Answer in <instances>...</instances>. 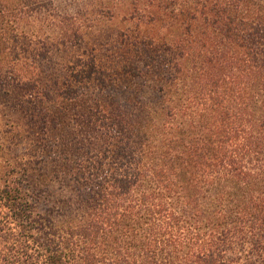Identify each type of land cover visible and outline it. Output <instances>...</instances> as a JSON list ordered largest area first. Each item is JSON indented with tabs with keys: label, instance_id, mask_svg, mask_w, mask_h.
Wrapping results in <instances>:
<instances>
[{
	"label": "trees",
	"instance_id": "trees-1",
	"mask_svg": "<svg viewBox=\"0 0 264 264\" xmlns=\"http://www.w3.org/2000/svg\"><path fill=\"white\" fill-rule=\"evenodd\" d=\"M82 2L0 0V264H264V0Z\"/></svg>",
	"mask_w": 264,
	"mask_h": 264
},
{
	"label": "rangeland",
	"instance_id": "rangeland-1",
	"mask_svg": "<svg viewBox=\"0 0 264 264\" xmlns=\"http://www.w3.org/2000/svg\"><path fill=\"white\" fill-rule=\"evenodd\" d=\"M80 0L79 2H82ZM78 2L77 0H73L71 3L66 0H55V4L58 7L59 10H69L71 12L75 11L74 9H77L78 7ZM70 5V7H68ZM16 116H20L16 114ZM15 114L12 113L11 107H8V104L6 102V99L2 94L0 93V185L3 183L2 180V166L5 165V162L10 159L11 156H15V154H21L24 151L25 148V140L21 141L18 147H11L12 149L7 150L8 144L5 143V136H6V131L9 130V128L12 125L13 120L18 117H16ZM17 119L14 121V124H16Z\"/></svg>",
	"mask_w": 264,
	"mask_h": 264
}]
</instances>
